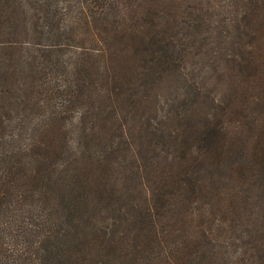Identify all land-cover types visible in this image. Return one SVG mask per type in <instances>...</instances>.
I'll use <instances>...</instances> for the list:
<instances>
[{
  "label": "trees",
  "instance_id": "obj_1",
  "mask_svg": "<svg viewBox=\"0 0 264 264\" xmlns=\"http://www.w3.org/2000/svg\"><path fill=\"white\" fill-rule=\"evenodd\" d=\"M227 1L172 31L158 0L0 3V264H264V0Z\"/></svg>",
  "mask_w": 264,
  "mask_h": 264
},
{
  "label": "rangeland",
  "instance_id": "obj_2",
  "mask_svg": "<svg viewBox=\"0 0 264 264\" xmlns=\"http://www.w3.org/2000/svg\"><path fill=\"white\" fill-rule=\"evenodd\" d=\"M34 1L35 0H15V2H13V0H11V5L13 6V8L18 9V5L21 4L23 6L22 8H24L23 11L27 13V16H29L33 13L32 8H33ZM73 1L77 2V0H73ZM142 1L145 3L150 2V0H142ZM158 1L160 3V7L163 11V14L165 15V20H166L167 26L170 29V31L178 28L181 22H192V20L188 18L189 16L192 19H194L197 12H204L206 10H208V13L211 16L212 20L218 22L217 24L218 27L222 26L224 20H228V19L235 17V14L231 11V8L229 6L231 3L227 0H158ZM52 2L55 3L56 0H52ZM75 2H73L69 10L71 11L75 10L74 9ZM0 3L3 4V6L6 8L5 0H0ZM5 8L3 9L6 12H8ZM76 8L78 10V7ZM0 15L5 16V13L0 12ZM17 22H16V25H17ZM7 30H8L7 26H3V24L0 22V56L3 53L4 49L8 48V44L6 42L10 41V38L15 39V40H23L20 38L18 34H14V33L12 34V31L10 32ZM23 30L25 31L26 39H30L33 41L36 40V35L32 30H29V31L25 29ZM210 32L211 30H209L208 33ZM25 41H28V40H25ZM32 48H28L27 50H25V51H29V50L30 51L24 54V57L23 56L22 57H23V60H25V63H28V65L31 63H34V65H36L35 63H37L39 65L38 68L37 66L34 67V65H33L34 68H32L38 71L39 75L37 77H39L44 74L43 72L44 69L48 71L49 67L48 66L41 67L39 58H37L36 61L33 60V53L35 51L33 52V50H31ZM78 53H79L78 51L75 54H70L67 52L66 57H61L60 60L65 62L67 65L68 63L72 62V58ZM50 68L53 70L55 67L51 66ZM18 70H19L18 72L20 75H27L25 71H27L28 68H25V71H20L21 69L19 68ZM56 71L58 72L57 68H56ZM46 78H49V76H47ZM169 92L171 91L163 92L164 94L162 95L163 99L168 98L167 93ZM214 208L215 206L205 205V206H202L201 209H200V206L197 209L192 207L190 208L189 212L187 213L184 212L179 216L174 214L171 218L173 221L170 223L171 225L170 231L172 233V236L176 238L187 237V240H190L188 241L189 243H192L200 239L201 231L204 230L203 229L204 225L202 224V220L200 221V218H199L200 211L204 210L206 214L209 215V211L213 210ZM223 211H224L223 208L215 209V220L213 223V228H221L222 224L225 225L227 229H225L223 232V234L225 235L224 239L228 243H231L232 241L229 237L233 236V232L231 230H228V226L229 227L233 226L235 230H237L239 234H241V229H242L241 227L244 226V224L241 222L245 218V216L248 214V212L242 211L240 218L237 219L236 221H232V215L230 214L229 217L227 218V216L223 214ZM244 237L248 238V235L244 234ZM219 244L221 245V243H219L218 241V247H219ZM219 251L222 252L220 248H219ZM229 251L232 252L233 249L230 247Z\"/></svg>",
  "mask_w": 264,
  "mask_h": 264
}]
</instances>
